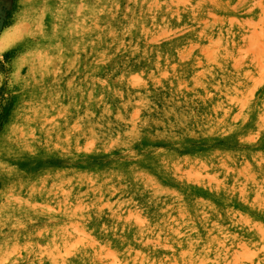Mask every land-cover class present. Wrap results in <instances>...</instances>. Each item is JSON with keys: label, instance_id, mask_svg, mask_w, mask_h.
Instances as JSON below:
<instances>
[{"label": "rangeland", "instance_id": "obj_1", "mask_svg": "<svg viewBox=\"0 0 264 264\" xmlns=\"http://www.w3.org/2000/svg\"><path fill=\"white\" fill-rule=\"evenodd\" d=\"M0 264H264V0H0Z\"/></svg>", "mask_w": 264, "mask_h": 264}]
</instances>
